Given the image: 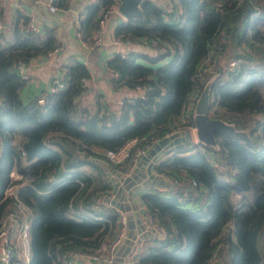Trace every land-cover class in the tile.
Segmentation results:
<instances>
[{
  "label": "trees",
  "instance_id": "16d2710c",
  "mask_svg": "<svg viewBox=\"0 0 264 264\" xmlns=\"http://www.w3.org/2000/svg\"><path fill=\"white\" fill-rule=\"evenodd\" d=\"M54 4L65 9L70 0ZM113 6L97 0L79 17L93 53L100 19ZM141 9L142 16L118 22L116 38L156 54L108 60L116 88L144 90L125 98L119 112L81 104L91 71L77 58L64 66V86L24 103L21 68L62 42L49 25L28 30L32 17L20 8L0 31V222L16 168L25 180L18 193L34 211L28 264H73L63 256L71 249L99 253L119 232V214L102 202L113 194L111 169L127 174L131 167L130 160L114 165L103 151L134 137L149 147L191 129L192 95L209 87V118L234 129L217 132L215 145L179 143L157 163L173 186L142 195L164 234L139 262L264 264V0H144Z\"/></svg>",
  "mask_w": 264,
  "mask_h": 264
},
{
  "label": "crops",
  "instance_id": "0c3cea01",
  "mask_svg": "<svg viewBox=\"0 0 264 264\" xmlns=\"http://www.w3.org/2000/svg\"><path fill=\"white\" fill-rule=\"evenodd\" d=\"M97 0H70V5L65 9H58L56 12H51L48 7V0H0V7L5 9V18L3 25L8 28L9 22L12 21L14 11L18 8L25 10L32 19L42 28L44 25H49L56 29V34L62 45L58 52L50 55H41L33 59L28 65H23L21 71L26 80V85L21 91V98L24 103H28L33 98L41 93L49 90L52 85L54 77L59 76L63 71L66 63L77 58L88 65L91 71V77L86 81L85 91L81 95V104L92 112L120 111L121 99L124 97H136L143 94L141 89H128L126 87L116 88L113 84V79L116 74L109 69L107 62L117 53L127 54L130 51H137L140 53L156 54V50L145 43L138 42H124L116 38V26L118 22L126 20L124 16L117 11L113 10L106 25L103 27L102 42L98 50L93 53V45L82 38L81 32L78 29L79 17L85 10V7ZM163 2L164 0H155ZM3 28V30H4ZM9 31V29L7 30ZM142 62L145 60L139 59ZM192 130V129H190ZM184 131V130H183ZM182 131H175L172 134L180 133ZM193 141H197L195 131L192 130ZM154 145L149 146L148 151L152 150ZM161 149V148H160ZM171 150V149H170ZM148 153V152H147ZM159 150L154 157L159 154ZM168 152H162L159 155L157 162L167 157ZM149 160L153 157L148 154ZM146 157V156H145ZM144 158V157H143ZM139 161V160H138ZM142 161V160H141ZM137 164V163H136ZM134 165L131 172H134L137 179L143 182L145 180V165ZM155 171H157L155 167ZM126 177V176H125ZM124 177V178H125ZM120 178V177H118ZM136 178V177H134ZM123 179V178H122ZM121 180V178H120ZM122 183V189L118 197V203L126 207L127 213L122 212L118 206H113L109 197H114L118 192L119 187L116 186L111 196H104L102 202L108 205L109 208L115 210L119 215L125 213L127 215V229L124 238L116 248V257L113 262L101 261L98 264H141L140 257L148 252L151 245H155L158 239L163 237L164 230L160 229L152 217L148 214L147 207L142 199L143 193L152 189L168 190V188L150 186L149 184L142 186L132 192L133 201L130 200L131 185ZM128 215L130 218H128ZM148 227L155 228L153 234H148L147 238L143 240L142 244L135 248L137 245V238L140 235V228L142 223ZM133 235V238L128 236ZM130 240L126 242V240ZM262 244L264 239L261 240ZM31 257V254H30ZM29 259L21 257L22 264H28ZM70 261V260H69ZM73 264H93L90 259L86 257L76 258V262L70 261ZM103 262V263H102ZM106 262V263H104ZM96 264V263H95Z\"/></svg>",
  "mask_w": 264,
  "mask_h": 264
},
{
  "label": "built area",
  "instance_id": "2783aa9c",
  "mask_svg": "<svg viewBox=\"0 0 264 264\" xmlns=\"http://www.w3.org/2000/svg\"><path fill=\"white\" fill-rule=\"evenodd\" d=\"M119 3L120 0H114L113 8L104 12L103 17L100 19V26L96 31L94 45L101 44L103 27L106 25V22L110 17V13H112V11L115 9L119 11ZM48 7L51 12H56L58 10V7L54 4V0H48ZM3 28L4 25L0 21V31H2ZM27 29L34 31L37 34L41 33V27L35 22L34 19L29 22ZM58 51L59 49H55L54 51L50 52L49 55ZM123 56H125V54H123ZM64 74V71L59 74V78L56 80L57 85L54 88L51 85V90H55L58 87L64 86V83L62 82ZM197 94L198 93L192 95V100L189 104L190 107L193 105L196 106L195 99L198 96ZM125 98L132 99L133 97L122 98L120 101L121 105L123 104ZM191 129L195 131V125ZM196 145L198 146V144ZM148 148V146L142 144V139L134 137L126 141L120 148L104 150L103 153L114 165L123 164L127 160H130L131 167L126 174L128 175L138 160L147 154ZM111 181L114 187L113 190H115V182L112 175ZM24 184L25 180L22 173L18 172L16 168L12 169L10 172V182L4 194V198L10 200L7 205V210L0 222V264H22L21 257L23 256L24 258L29 259L31 254L30 225L31 217L34 211L32 207L23 198H21L18 193L19 187ZM71 211L73 213L75 212L73 208H71ZM118 225L119 232L117 238H115L109 246L103 245V248L99 253H84L76 251V249H71L63 254L64 258L76 262V258L86 257L88 259H94L96 264L101 261H106L109 263L113 262L116 257V248L124 238L127 229V215L125 213L119 215Z\"/></svg>",
  "mask_w": 264,
  "mask_h": 264
},
{
  "label": "water",
  "instance_id": "95a60500",
  "mask_svg": "<svg viewBox=\"0 0 264 264\" xmlns=\"http://www.w3.org/2000/svg\"><path fill=\"white\" fill-rule=\"evenodd\" d=\"M143 1L144 0H120L118 10L124 16L125 19L130 18V17H135V16H142L141 5ZM209 104H210V92H209V87H207L198 96L196 106H195V115H194L195 133L198 139L197 141H195V143L198 145H202V146L204 144L215 145L216 144L215 134L217 132L227 133L234 129L233 125L228 124L227 122L221 119L209 118V115H208ZM192 141H193L192 130L187 129L180 133L169 135L163 140H160L156 144H154L153 146L154 148L148 151V153L145 155L146 157L143 156L144 158L143 157L140 158V160L136 164V165H143L145 163L147 164L145 165V173L143 175L145 176V180L141 183H139L140 181L137 180L138 182L136 184V181L134 179H137L138 176H136L134 172H130L128 175H126V174H121L115 168H112L111 172L113 173L115 188L117 186L119 187V189H118V192H116L114 197L112 198L109 197L108 201H110V203L113 206H118V208L122 210V212L127 213L126 207L117 204L120 191L123 187L121 181L123 182L124 185H126L127 183L131 185L132 190H131L130 200L132 201H133L132 192L137 189H140L142 186L147 185V184H149L150 186L152 185L156 187L170 189L173 186V183L167 180L165 176L155 171V167L157 163H159L160 161L159 160L157 162L159 155L162 152H165L170 148H174L179 143L192 142ZM158 150L160 153L154 157V155L156 154ZM148 154H151V156L153 157L151 161L149 160L150 156H147ZM120 175H123L120 177L121 180L120 178H118ZM128 218H130L129 215H128ZM152 230L156 231L155 228L148 227L146 225V220H145V223H142V226L140 228V235L136 239L137 245L135 246V248L142 244L143 240L147 238L148 234H151V235L153 234ZM128 237L133 238L134 236L129 234ZM129 241L130 240L128 239L126 240V242H129ZM90 260L91 262H93V264H95L94 259H90ZM115 263L117 264L116 261Z\"/></svg>",
  "mask_w": 264,
  "mask_h": 264
},
{
  "label": "rangeland",
  "instance_id": "374dc122",
  "mask_svg": "<svg viewBox=\"0 0 264 264\" xmlns=\"http://www.w3.org/2000/svg\"><path fill=\"white\" fill-rule=\"evenodd\" d=\"M193 142V144L195 143V141H192ZM191 147H192V145H191Z\"/></svg>",
  "mask_w": 264,
  "mask_h": 264
},
{
  "label": "clouds",
  "instance_id": "9594fccd",
  "mask_svg": "<svg viewBox=\"0 0 264 264\" xmlns=\"http://www.w3.org/2000/svg\"><path fill=\"white\" fill-rule=\"evenodd\" d=\"M114 194V193H113Z\"/></svg>",
  "mask_w": 264,
  "mask_h": 264
}]
</instances>
